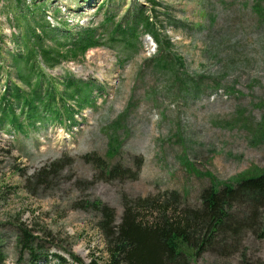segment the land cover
<instances>
[{
  "label": "rangeland",
  "instance_id": "374dc122",
  "mask_svg": "<svg viewBox=\"0 0 264 264\" xmlns=\"http://www.w3.org/2000/svg\"><path fill=\"white\" fill-rule=\"evenodd\" d=\"M155 1L153 6L149 0H26L27 8L17 9L15 0H0L5 50H13L18 26L24 28L19 15L27 20L36 2L47 8L51 27L98 28L108 39L77 61L44 69L60 81L71 75L93 83L97 104L78 115L76 125L40 127L27 137L0 132L5 264H75L68 252L86 263L104 262L100 217L84 210L88 202L101 201L121 218L127 198L176 191L185 204L199 207L212 185H236L264 172V22L255 7L264 8V0ZM143 6L161 39L171 43L164 56L184 64H176V74L156 65L159 50L150 34H142L135 49L124 48L110 43L113 27L100 29L107 14L123 22ZM3 57L0 94L8 86L28 89L8 74ZM97 158L132 176L139 171L138 180L102 176ZM48 172L51 177L42 181ZM233 215L240 229L218 236L197 264H264L260 219L244 207ZM18 225L34 235L38 257L47 258L34 263L20 252Z\"/></svg>",
  "mask_w": 264,
  "mask_h": 264
},
{
  "label": "trees",
  "instance_id": "16d2710c",
  "mask_svg": "<svg viewBox=\"0 0 264 264\" xmlns=\"http://www.w3.org/2000/svg\"><path fill=\"white\" fill-rule=\"evenodd\" d=\"M15 2L17 9L27 8L26 0ZM149 2L153 6L157 4L155 0ZM32 6L33 9H28L30 17L27 20L25 14L19 15L25 23L23 29L18 26L20 35L12 39L13 50H5L0 38V60H6L3 53L8 57L7 66L11 68L8 74L28 87L8 86L5 94H0V132L6 135L27 137L40 127L76 125V117L97 104L91 81L75 80L71 75L60 81L46 75L44 69H56L65 61H77L90 49L105 46L108 39H104L98 28L73 32L67 24L51 27L44 17L47 8L37 2ZM255 7L258 17L264 22V8L261 5ZM144 9V6L136 9L133 18L129 14L123 17V22L117 23L114 16L107 14L100 29L113 27L109 33L110 43L134 49L142 34H150L159 50V57L154 59L156 65L176 74V64L181 68L184 64L176 57L173 60L166 57L170 54L171 43L161 39ZM4 69L5 65L0 66V76ZM180 83L184 85V80ZM194 88L196 91L199 89L197 84ZM72 103L76 105L73 107ZM110 150L115 151V145H111ZM94 163L106 178H129L133 181L139 178V171L132 176L130 171L118 166L108 167L110 165L103 159L97 158ZM58 170L56 163L52 171ZM50 177L51 172H48L42 174L41 180ZM200 200L201 206L190 207L176 191L145 198H127L123 201L121 218L116 210L101 201L88 202L83 208L100 217L97 227L104 238L107 259L104 262L92 259L86 263L71 252L68 256L75 264H197L199 256L209 251L218 236L236 233L240 229L242 223H238L233 215L234 210L240 207L247 208L252 218L260 219L264 236V172L242 179L236 185H212L203 191ZM15 230L22 254L33 257L34 263L47 258L46 254L38 257L36 239L27 227L18 225ZM5 255L0 238V264L6 263ZM58 258L64 262L63 258Z\"/></svg>",
  "mask_w": 264,
  "mask_h": 264
},
{
  "label": "built area",
  "instance_id": "2783aa9c",
  "mask_svg": "<svg viewBox=\"0 0 264 264\" xmlns=\"http://www.w3.org/2000/svg\"><path fill=\"white\" fill-rule=\"evenodd\" d=\"M147 45H150V44H149V42H147ZM152 47H153V49H154V50H156V49H157V46H156V44H155V43H153V42H152Z\"/></svg>",
  "mask_w": 264,
  "mask_h": 264
}]
</instances>
